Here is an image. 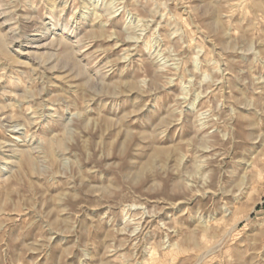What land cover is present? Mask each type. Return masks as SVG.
Segmentation results:
<instances>
[{
	"label": "rangeland",
	"instance_id": "1",
	"mask_svg": "<svg viewBox=\"0 0 264 264\" xmlns=\"http://www.w3.org/2000/svg\"><path fill=\"white\" fill-rule=\"evenodd\" d=\"M0 264H264V0H0Z\"/></svg>",
	"mask_w": 264,
	"mask_h": 264
}]
</instances>
